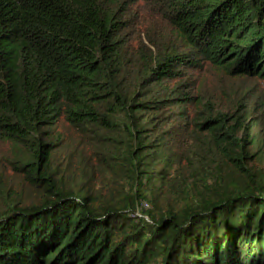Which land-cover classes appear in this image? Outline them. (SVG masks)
<instances>
[{
    "label": "trees",
    "instance_id": "obj_1",
    "mask_svg": "<svg viewBox=\"0 0 264 264\" xmlns=\"http://www.w3.org/2000/svg\"><path fill=\"white\" fill-rule=\"evenodd\" d=\"M139 1L0 0V264H264V0Z\"/></svg>",
    "mask_w": 264,
    "mask_h": 264
},
{
    "label": "rangeland",
    "instance_id": "obj_2",
    "mask_svg": "<svg viewBox=\"0 0 264 264\" xmlns=\"http://www.w3.org/2000/svg\"><path fill=\"white\" fill-rule=\"evenodd\" d=\"M150 0H143L134 3L131 5V13L135 16V20L140 18L139 22L144 24L145 21L152 22L154 24L159 23L162 24L158 18H156L153 14H156V11L153 9L152 5L148 4ZM137 18V19H136ZM201 79L205 82V88L207 90H211L215 84L226 86L229 84L225 79L221 80L217 75L211 74L210 80H208V72L200 73ZM16 154V148L3 138L0 137V181L3 184L11 187L15 191L18 190L22 195L24 194L25 198H29L32 195L31 189L20 182V177L17 176V173H14L12 162L15 160L14 156ZM2 169L5 173H3ZM6 189H0V192H6ZM144 209L148 208L147 204L143 205ZM150 208V206H149ZM148 208V209H149ZM142 215L144 213L142 212Z\"/></svg>",
    "mask_w": 264,
    "mask_h": 264
},
{
    "label": "bare ground",
    "instance_id": "obj_3",
    "mask_svg": "<svg viewBox=\"0 0 264 264\" xmlns=\"http://www.w3.org/2000/svg\"><path fill=\"white\" fill-rule=\"evenodd\" d=\"M159 14V13H158ZM112 194V193H111Z\"/></svg>",
    "mask_w": 264,
    "mask_h": 264
}]
</instances>
